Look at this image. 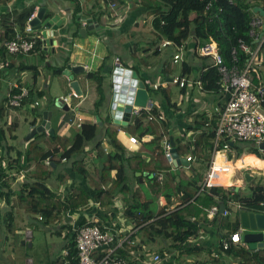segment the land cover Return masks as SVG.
Returning <instances> with one entry per match:
<instances>
[{
	"label": "crops",
	"instance_id": "0c3cea01",
	"mask_svg": "<svg viewBox=\"0 0 264 264\" xmlns=\"http://www.w3.org/2000/svg\"><path fill=\"white\" fill-rule=\"evenodd\" d=\"M256 1L259 2V0ZM111 4H114V8H111ZM250 6L252 9L253 7L263 8L264 4H250ZM41 8L45 9L43 19L57 16L62 21L58 31L54 33L53 41L56 45L51 47L53 52L49 49L44 50L45 46L39 44L34 52L28 55L11 57L3 55L4 57H2L0 54L3 61H9V67L0 71V110L3 111L2 115L0 114V264H3L4 260V257H1V252L4 251L3 246L4 248L7 245L11 247L13 243L9 240V236H18L20 230L24 231L22 232L20 245L28 246L30 244L31 246L28 248L33 247L32 229H37V225H34V223L41 224L42 229H45L44 232H49L50 235H54L59 239L57 243L53 242L52 238L50 239V245L57 246L55 247L57 252L51 264H70L67 261V255L70 250V243L74 240V232L91 222H98L112 233H117L121 247L113 256L123 261L134 262L135 264H238V255L234 254V251L233 253L222 251L220 244L224 238L227 239L232 233L240 232L243 235L239 217L238 222L235 223L234 221V225L231 226L224 224L223 218L229 216L231 212L229 206L235 201L231 199V195L234 192H240L245 183L248 182V188H264V182L259 186L264 178V166H261V164H264V150H260L258 146L252 144H249L232 162L227 159L230 168L219 174L217 183L222 184L224 187L233 185L232 189L234 191L232 189H222L227 192L220 193L219 196H210L209 190L208 196L210 197L203 201L207 205L199 202V205H197L198 213L192 209V206L199 200L200 195L207 190L198 192L199 194H196L198 198L195 199L194 197L191 200H187L186 195L182 193L179 196H171L169 200H166L164 196L159 197L158 203L161 207L164 206L167 215L176 211L180 212L181 219L192 221L197 229L194 236L182 241V238L188 233V229L184 227L182 221L176 220L174 225L168 221L164 222L157 228L162 229L163 233L161 235H164L166 239H170L171 242L166 241L165 248L154 251V253H152L150 247V244L155 242L151 233L156 234L157 228L153 227L152 221L148 223L149 227L144 228L145 225L135 226L133 220L124 219L126 218V210L137 203L138 191L141 193L139 194L140 202H150L151 208L156 209V201L153 200L155 194L150 189L151 178L150 176L147 177V173L141 174L126 168L125 182L128 191L126 193L118 192L114 196L112 205L102 208L98 203L92 201L91 198L94 192L88 181L77 171L74 161L61 160L58 165H55L50 161L51 151L46 150L40 161L44 165L50 166L53 171L46 179L45 186L57 195L61 202H64L69 194L75 193L78 188H81L91 197L89 204L78 210L66 212L60 221H47L39 219L41 218L40 213H28L26 208L29 209L30 203L16 202L15 192L26 184L28 174L34 169V163L25 166L24 158L21 160V168L14 163L15 151L25 150L29 141L22 140L20 142L18 140L16 134L18 123L14 110L20 111L18 118L29 123L26 133L41 125L44 121V114V117L49 121L52 136L47 131L41 133L50 137L71 138L79 132L82 124H96V118H98L101 121V126H98L100 130L96 139L86 144L85 153L80 159L83 174L88 176L95 175L101 167V163L95 160L96 144L101 143L106 152L110 150L104 139L103 129L108 124L113 123L110 110L114 94L113 74L117 68L116 59L119 60V69L136 73L138 81L143 82L148 93L150 94L151 91L154 94L155 104L152 100L151 102L157 108V113H163L166 117L167 115L170 117L173 129L170 130L171 134H169L168 140L172 137L175 150L178 145L177 142L183 144L189 142L188 138L191 137L192 132V129H189L194 123H198L197 121L201 116V119H203L211 109H207L208 102L218 98L214 96L216 94L201 92L194 86V82L202 74V68L205 64L202 61L198 63L194 61V58L192 59L196 55L195 48L198 47L192 41L185 42L183 51L189 57L187 63L190 69L189 74L194 77L191 78L189 74L186 75L185 90L182 93L179 88L181 94H179L178 100L174 94H171V103L175 104L177 109L169 108L168 110L162 100L158 98V95L155 94L157 90H154L152 86L159 83L155 82L154 79L163 75V81L160 82L163 83L171 76L177 75L172 72L174 66H176L171 62L174 49L172 47L160 48L162 40L159 44L156 39L147 40L149 34L154 37L152 22L155 16L147 13L145 6H142V0H0V45L5 37L4 32L7 27L13 29L14 35L22 31L21 26L15 24L16 19L22 12L30 9L31 15H35ZM253 18L261 19L258 14H255ZM156 49H158V55H154ZM142 59H146L145 65L141 64ZM166 62L171 63V73L169 74L165 73L163 69ZM154 65L158 67L156 68ZM67 66H80L83 69L82 73L73 75V80L78 82L80 87V95L76 97L72 95L74 91L70 87L69 79L64 76ZM58 69H61L62 72L55 74ZM89 74H94L102 79L101 91L97 90V83L94 79L89 78ZM259 74L261 83L264 84L263 62L259 67ZM188 87L196 89L201 94V99H195L190 95L186 108L183 110L180 107V104L184 103L182 94L185 93ZM20 88L29 91L30 101L20 108H10L6 94L10 89L17 91ZM205 95H211V97L205 98ZM101 96L103 98L102 103L95 109V103ZM62 98H66L67 101L58 102L59 107H57L54 101ZM42 100L46 101L44 107L41 104ZM35 103H38V105H35ZM198 110H200L199 113H197ZM196 115L198 119L195 118ZM79 118L81 122H78ZM13 124L16 128L12 132V136H15L16 139L10 140L8 127ZM129 125H132V122L124 127V130H118L117 134L119 142L124 147H128L126 133L129 134L127 130ZM133 135L139 138L137 133ZM150 139L151 137L147 136L141 142L147 143ZM15 141L19 142L17 147L11 144ZM7 147L12 148L13 152L6 157ZM43 147L45 148V146ZM139 147L140 145L134 147L127 153V156L131 152L137 151ZM247 149L251 150L255 160L261 162L257 165H248V171L238 169L236 166V162ZM208 153L211 157L210 150H208L207 155ZM154 156L157 157L158 154ZM193 165L197 168L205 166V164L196 161L191 164V170L194 169ZM172 171L174 170L172 169ZM186 174L188 175V173ZM246 174L249 175L247 179L245 178ZM65 175L67 176L65 184L60 185L57 177ZM114 175L115 171H111L110 177L113 178ZM257 178L260 180L255 186L253 181ZM236 187L238 189L235 190ZM224 195L227 196L223 201L222 197ZM48 203H45V209L49 211L51 207ZM220 205H223L224 210L228 212L226 216H223L220 212ZM234 205L237 215L242 210L248 213H262L258 212L257 209L248 210L238 202ZM214 207H217L219 211L216 215L211 216L209 213ZM121 216L123 218L120 223L116 222L117 218ZM126 221L129 223H126ZM223 226H226L227 229L224 230ZM28 233L30 234L29 241L26 239ZM22 241L23 244H21ZM188 243H191L190 247H187ZM231 247L249 250L242 241L238 245H231ZM10 252L13 255V250ZM214 254H217L216 258ZM156 255L160 257V260L154 263L153 257ZM59 258L60 260L57 261ZM5 262L8 263V258L5 259ZM25 262L26 264L33 263L29 257H26ZM9 264L13 263L9 262Z\"/></svg>",
	"mask_w": 264,
	"mask_h": 264
},
{
	"label": "trees",
	"instance_id": "16d2710c",
	"mask_svg": "<svg viewBox=\"0 0 264 264\" xmlns=\"http://www.w3.org/2000/svg\"><path fill=\"white\" fill-rule=\"evenodd\" d=\"M250 0H142V6L146 8L148 14L155 16L153 25V35L157 43L163 39L172 41L176 45H185L186 41H192L195 45H203L210 40L219 44V52L222 58V64L225 68L230 69L232 67L242 68L245 61L249 59L241 48L240 44H243L249 48L254 47L253 38L250 35L252 31L251 21L254 17L252 7L249 4ZM144 8V9H145ZM150 9V10H149ZM31 10L22 12L15 24L21 26L22 30L28 18H30ZM161 22L164 25H161ZM5 24V23H4ZM3 44L5 41L11 40L14 37L13 29L7 27L4 32ZM157 44V45H158ZM173 48V47H172ZM233 50L235 54H233ZM4 57V51L0 52ZM158 49L154 51V55H158ZM259 55L263 59L264 64V42L259 49ZM197 57V55H195ZM205 64L202 68L201 84L204 93L220 94V75L217 67L213 64L210 57H197ZM141 64L145 65L146 59H142ZM170 64L166 62L163 65L164 72L171 73ZM61 69L55 71V74H60ZM190 73L189 66L186 62L182 65L181 75L186 77ZM259 77L260 74L258 73ZM89 78L94 79L97 83V90L101 91L102 79L94 74H89ZM260 80L253 76L252 84L255 86L260 85ZM262 84V83H261ZM264 85V84H263ZM171 86L167 88H158L155 94L162 100V103L169 110V108L177 109L175 104L171 103ZM185 87L181 89L184 92ZM14 92H18L14 90ZM29 96V91H28ZM40 98V97H39ZM102 98V96H101ZM99 99L95 103V109L98 108L102 99ZM219 104L223 103V98L220 95ZM227 100V98L225 99ZM29 97H27L22 106L28 103ZM264 109V103H263ZM2 109L0 114L2 115ZM157 113V108L153 107L151 112L152 116ZM198 119L197 115L195 117ZM195 119V121H197ZM194 123L189 130H191V137L188 138L186 144L177 142L176 152L179 157H185L191 154L198 163L206 164L209 162L208 150L211 151V140L214 135L213 129H201V125L198 122ZM15 124L8 127L10 140H15V136H12V132L15 130ZM102 128V127H101ZM173 129L172 121L167 115L166 121H148L145 112H142L138 117L134 119L132 125H129L128 132L130 136L137 138L134 133H137V138L140 147L137 151L129 152L127 147H124L118 140V130H124V127L110 123L103 129L104 139L106 140L109 152H106L101 143H97L95 146L96 156L95 160L101 163L100 169H98L95 175L84 176L81 167V158L85 153V146L89 142L96 139L97 133L100 128L96 124H82L80 130L73 137H50L44 133L36 134L32 139L27 142V147L22 151H15L14 163L17 167L21 168V160L25 159L26 165L34 163V169L28 174L27 182L23 187L15 192L16 202L30 203L29 209L26 208L30 214H41V219L47 221H60L62 216L71 210H78L86 207L90 202V196L81 188H78L75 193L69 194L64 202H61L57 195L50 191L45 186L46 179L50 176V166L41 163V158L44 156L46 150L51 151L50 161L58 165L61 160L70 161L73 160L77 171L82 177L88 181L89 186L92 188L94 194L92 201L98 203L100 207L110 206L113 203L114 196L118 192L126 193L128 186L126 185V168L133 172H139L141 174L147 173V177L154 175L151 179L150 189L154 192L153 200L156 201V209L151 208L150 202L141 203L139 191L137 193V203L132 205L125 212L126 218L133 220L135 226L145 225L149 227L148 223L152 221L153 227H160L164 222L168 221L173 223L176 220L182 221L184 227L188 229L186 236L182 238V241L188 237L196 234L197 226L192 221H183L180 217V212H172L167 215L166 209L161 207L158 203L159 197L164 196L166 200H169L171 196H179V194H185L187 200H191L199 194L200 187L197 185L195 179V170L185 171L182 168H176L172 171L171 166L166 162L163 151L162 142L163 139H168L169 131ZM200 130V131H199ZM150 136L149 142H141L143 138ZM45 146V148L43 147ZM234 149L233 147H231ZM13 152L10 147L6 148L5 156H9ZM158 154V156H154ZM238 156V155H237ZM252 156L251 150H246L236 162L238 169H245L248 171V165H257V160H249ZM111 171H115L113 178L110 177ZM186 173H190L189 176ZM162 174L163 181L159 183L156 181V176ZM65 176H58V183L60 185L65 184ZM220 188L210 189V196H219ZM179 191V192H177ZM208 196V197H210ZM222 197L224 201L225 197ZM231 199L241 203L248 208V210H256L264 213V188L251 187L248 188V196L243 198L240 196L239 191L234 192L231 195ZM208 197L206 199H208ZM194 199V200H195ZM198 200V199H197ZM49 202L50 210L45 209V203ZM186 202V200H185ZM101 226L98 222L94 223ZM171 225V226H172ZM177 228V227H175ZM178 230V228L176 229ZM157 234L163 233L162 229H156ZM76 230L74 232V240L70 243V250L67 255V261L70 264H78L77 252L75 249V237ZM116 249V251H118ZM115 251V252H116ZM238 255V264H264V247L257 251L244 250L243 248L231 247L229 250L224 251L226 253H233ZM100 256V251L96 254V257ZM57 259V261H59ZM216 261V260H214Z\"/></svg>",
	"mask_w": 264,
	"mask_h": 264
},
{
	"label": "built area",
	"instance_id": "2783aa9c",
	"mask_svg": "<svg viewBox=\"0 0 264 264\" xmlns=\"http://www.w3.org/2000/svg\"><path fill=\"white\" fill-rule=\"evenodd\" d=\"M111 8H114V4H111ZM254 14V13H253ZM255 15V14H254ZM34 17L31 15L28 18L26 25L21 32L15 33L11 40L5 41L0 45V52L4 51L7 57L28 55L36 49L39 44L45 45V39L42 36L41 30H34L29 21ZM261 19L253 18L251 21L252 31L251 37L254 41V47L249 48L243 44H240V48L249 55L242 68L232 67L227 69L222 64V58L219 52V44L210 40L208 43L199 45L195 48V54L198 57H210L213 64L217 67L220 75V87L219 93L223 98L222 104L214 105L204 116L198 119L197 122L201 125V129L212 128L214 131L213 138L211 140L212 149L211 157L207 165V170L203 178L202 185H200L199 192H204L212 188L220 189H232L233 185L224 187L222 184H218L217 180L220 176V172H224L230 168V164L227 161L226 153L232 149L230 143L233 145L236 142H247L249 144L258 146L264 142V85L255 86L252 84L253 76H256L260 80L258 75L259 67L262 64V59L259 55V49L264 42V33H262ZM161 25H164L161 22ZM173 47L174 52L171 57L173 65H183L182 51L185 45H176L172 41L163 39L160 43V48ZM235 54V51L232 52ZM117 68L120 67L119 60L116 59ZM9 67V61H3L0 58V71ZM201 77L194 82V86L201 92L203 87L201 84ZM187 79L182 75L171 76L167 81L159 84H153V89L167 88L168 85L178 86L183 89L186 86ZM18 92L10 89L7 92V103L10 108L16 109L22 106L24 100L28 97V90L25 88L17 89ZM72 95H77L73 92ZM227 98V100H225ZM64 102L66 98H62ZM38 105V103H35ZM155 105L150 102L146 104L144 108L133 107L131 115L135 118L142 112L147 115L148 121H166V116L163 113H158L155 116L151 115ZM81 122V119H78ZM198 127V123L196 124ZM200 131V130H199ZM192 135V134H191ZM127 150L130 151L134 147L139 145L136 137H127ZM172 146L168 139H163L162 151L166 162L172 169L177 167L173 166L174 159L171 152ZM188 163V167L196 162V159L191 155L180 157ZM188 167L182 168L187 172ZM154 175H150L152 179ZM156 181L162 183L163 175L156 176ZM218 208L211 209L209 215H216ZM223 216L228 214L227 211L222 212ZM41 219V218H39ZM75 237V249L77 252L78 264H135L134 262H127L113 256L116 249L121 247L119 244V238L117 233H112L109 229L102 227V229L94 223H89L78 229H76ZM30 234H26V239L29 241ZM242 241L240 232H235L224 238L220 244L222 251H227L231 245H238ZM105 247V248H102ZM100 251V256L96 257V254ZM215 258L217 254H214ZM160 260L158 255L153 257V262L157 263Z\"/></svg>",
	"mask_w": 264,
	"mask_h": 264
},
{
	"label": "water",
	"instance_id": "95a60500",
	"mask_svg": "<svg viewBox=\"0 0 264 264\" xmlns=\"http://www.w3.org/2000/svg\"><path fill=\"white\" fill-rule=\"evenodd\" d=\"M45 9H39L34 17L29 21V25L34 30H42V36L45 39V49L52 51L51 47L55 46L53 37L54 33L58 31L59 26L62 21L58 19L57 16L53 18L43 19ZM252 12L258 14L262 19V33H264V7H253ZM53 52V51H52ZM83 69L80 66H67L65 77L70 81V87L76 95H80V87L78 82L73 80V75L82 73ZM114 82V94L111 103L110 114L113 120V124L122 127H127L129 123L133 122L135 119L134 115H131L133 107L144 108L146 104H150L151 99L149 98V93L143 84V82L138 81L136 73L116 68L113 74ZM62 99H56L54 101L55 105L59 107V103ZM44 121L40 126L31 129L29 134L26 135L25 141L30 140L35 136V134L47 131V133L52 136V130L49 128V121L44 117ZM96 125L101 126V121L96 118ZM171 134V131H169ZM126 136H130L126 133ZM172 146L171 152L174 159V167H188V163L184 159H179L178 154L174 148V142L172 137L169 139ZM233 146V143H230ZM258 149L264 150V142L258 145ZM191 171V168L188 167ZM238 189L237 187L235 190ZM179 192V191H177ZM224 211L223 205H220V212ZM240 227L243 232L242 242L247 245L250 251H255L264 246V213H253L247 211H240L238 213ZM23 244V241L21 242ZM31 245L28 244V247ZM105 248V247H102Z\"/></svg>",
	"mask_w": 264,
	"mask_h": 264
},
{
	"label": "rangeland",
	"instance_id": "374dc122",
	"mask_svg": "<svg viewBox=\"0 0 264 264\" xmlns=\"http://www.w3.org/2000/svg\"><path fill=\"white\" fill-rule=\"evenodd\" d=\"M147 2H148V0H147ZM249 4H251V5L252 4L263 5L264 0H259V2L256 0H250ZM147 37H148L147 40H151L152 38L155 39L151 34L147 35ZM181 55H182L183 62L188 63L189 57L187 56V53L185 51H183L181 53ZM193 58H194L195 62L201 63V61H202L200 58H196L195 56H193L192 59ZM205 64L207 65L206 60H205ZM154 67L157 68L158 66L154 65ZM172 72H173V74L181 75V73H182L181 63L174 66V69L172 70ZM189 76H191V78L194 77L191 74H189ZM163 78H164L163 75H161V77H156V79H154V81L160 83L163 81ZM170 88H171V94H174L176 96V99L178 100L179 94H181L180 89L178 88V86H172V85ZM149 95H150L149 96L150 99L155 104L156 100H155L154 94L150 91ZM182 95L184 96V103L180 104V107L183 110L186 108L187 101L189 100L190 95H192L193 98H195V99H199V100L201 99V94L196 89H193L191 87H188V89ZM214 96H216L218 98L210 100L208 102L209 104H207V106H208L207 109L212 108L214 105L222 102L220 100V94L217 93ZM204 97L208 98V97H211V95H205ZM41 104H42V107H44L46 105V101L42 100ZM14 111L16 113L17 123H18V128L16 130V134L18 135V140H20V142H21L22 140L25 139L26 135L29 134V133H26V131L29 127V123L26 122L24 119L18 118L20 111H18V110H14ZM199 112H200V110L197 111V113H199ZM11 144L13 146L17 147L19 142L15 141V142H11ZM248 145H249V143H247V142H236L234 145V149H230L226 153L227 159L232 162L233 160H235L237 158L238 154H240L244 149H246L248 147ZM257 152H258V154H260L259 151H257ZM209 154L210 153H208V156H209ZM205 166H206V168H205ZM205 166L202 168H197L196 166L193 165V167L195 169V179L197 181L198 186L202 185L203 178H204V175H205L206 170H207V165L205 164ZM189 174L190 173H188V176H189ZM236 174L240 177V175L237 172H236ZM259 180L260 179H258V178L255 179L253 181L254 185L258 184ZM150 182H152V181H150ZM263 182H264V178L262 179L259 186H261ZM255 186H257V185H255ZM232 191H234V189H232ZM224 192H227V191H225V190L219 191V193H224ZM239 194L243 198L248 196V182L245 183V185L241 188ZM208 195H209V190H207L206 192H204L200 195L199 200L197 202H195V204L192 206V209L195 212L198 213V211H199L197 208V205H199L198 204L199 202H202L203 205H207V203H205L203 201L208 197ZM234 203L237 204V201H234L233 204L231 206H229V209H231L229 216L226 218H223L224 224H228L229 226L234 225V221H235V223L238 222V215L236 213V207H235ZM197 213H196V216H197ZM122 218H123L122 216L118 217L116 222L120 223ZM124 219H127V218H124ZM126 223H129V222L126 221ZM34 225H37V229L31 228L32 233H33V237H32L33 247L28 248V246L20 245V239L22 238V232H24L22 230L19 231L18 236H12V237L9 236V240L12 241L13 245L11 247L9 245H7L5 248L3 246L4 251L1 252V257H4L3 264H9V262L13 263V264H26V262H25L26 257H29L30 259H32V262H33L32 264H51L53 257L56 255L57 250L55 249V247H57V246H51L50 245V243H51L50 239L52 238L53 242H55V243L59 242L58 241L59 239L54 235H50L49 232H44L45 229H42L41 224L34 223ZM223 229L226 230L227 227L223 226ZM23 235H24V233H23ZM151 236L155 240L154 243L150 244L152 253H154V251H159V250L165 248L164 245H165L166 241L171 242V240L166 239L164 237V235H159L157 233L155 234L152 232ZM10 245H11V243H10ZM190 246H191V243H188L187 247H190ZM12 250H13V255L10 252ZM7 258H8V263L5 262V259H7Z\"/></svg>",
	"mask_w": 264,
	"mask_h": 264
},
{
	"label": "clouds",
	"instance_id": "9594fccd",
	"mask_svg": "<svg viewBox=\"0 0 264 264\" xmlns=\"http://www.w3.org/2000/svg\"><path fill=\"white\" fill-rule=\"evenodd\" d=\"M178 158L179 159H181L179 156H178ZM249 160H255V157H249L248 158ZM257 163H261V162H259V161H257ZM261 166H264V164H261ZM177 168H182V166L181 167H177ZM183 169V168H182ZM189 169V168H188ZM188 171H190V170H188ZM192 171V170H191Z\"/></svg>",
	"mask_w": 264,
	"mask_h": 264
},
{
	"label": "bare ground",
	"instance_id": "6f19581e",
	"mask_svg": "<svg viewBox=\"0 0 264 264\" xmlns=\"http://www.w3.org/2000/svg\"><path fill=\"white\" fill-rule=\"evenodd\" d=\"M248 177H249V175L246 174V175H245V178L247 179Z\"/></svg>",
	"mask_w": 264,
	"mask_h": 264
}]
</instances>
